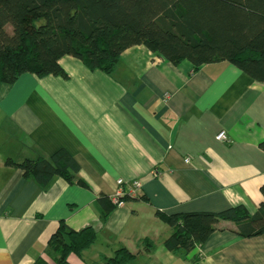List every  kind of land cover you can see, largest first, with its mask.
I'll return each mask as SVG.
<instances>
[{
    "label": "crops",
    "instance_id": "1",
    "mask_svg": "<svg viewBox=\"0 0 264 264\" xmlns=\"http://www.w3.org/2000/svg\"><path fill=\"white\" fill-rule=\"evenodd\" d=\"M59 62L65 76L0 82V264H54L48 241L60 221L97 235L68 264H105L120 247L134 264H264V233L241 236L220 220L204 243L176 254L164 246L172 228L156 214L258 210L263 82L228 61L172 64L144 45L124 50L109 74L69 55ZM222 130L226 141L216 139ZM60 150L86 187L60 174L41 185L6 162ZM119 178L140 181V191L104 217L100 199Z\"/></svg>",
    "mask_w": 264,
    "mask_h": 264
},
{
    "label": "trees",
    "instance_id": "2",
    "mask_svg": "<svg viewBox=\"0 0 264 264\" xmlns=\"http://www.w3.org/2000/svg\"><path fill=\"white\" fill-rule=\"evenodd\" d=\"M135 45L172 64L187 59L194 69L228 61L264 83V0H0V82L13 83L27 72L65 76L59 61L66 55L109 74L121 53ZM259 146L264 150V139ZM6 162L41 185L60 174L71 184L87 186L63 150L48 159ZM260 192L253 214L241 205L218 212L157 211L172 228L164 246L187 254L204 243L220 220L235 222L241 236L264 233V184ZM100 201L105 217L114 205L108 197ZM96 237L90 225L75 230L60 221L48 241L57 254L54 264H68L71 253L80 256ZM135 258L125 247L101 257L105 264H134ZM34 264L43 263L38 259Z\"/></svg>",
    "mask_w": 264,
    "mask_h": 264
},
{
    "label": "built area",
    "instance_id": "3",
    "mask_svg": "<svg viewBox=\"0 0 264 264\" xmlns=\"http://www.w3.org/2000/svg\"><path fill=\"white\" fill-rule=\"evenodd\" d=\"M216 139L220 141L228 140L227 134L224 130L220 131L216 135ZM188 161V159H185ZM117 187L113 194H111L108 199L113 205H121L123 203V197L126 194H136L140 191L141 183L138 180L125 181L122 178L116 180Z\"/></svg>",
    "mask_w": 264,
    "mask_h": 264
}]
</instances>
